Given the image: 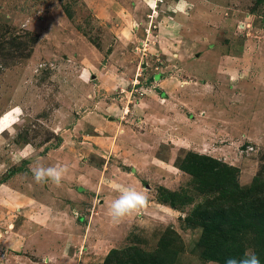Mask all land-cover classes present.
Masks as SVG:
<instances>
[{"label": "rangeland", "instance_id": "obj_1", "mask_svg": "<svg viewBox=\"0 0 264 264\" xmlns=\"http://www.w3.org/2000/svg\"><path fill=\"white\" fill-rule=\"evenodd\" d=\"M0 121V264H224V232L264 264L244 220L264 190V0H0ZM189 153L257 185L250 210H228L223 169L182 170ZM38 164L68 170L37 184ZM116 184L149 207L113 222Z\"/></svg>", "mask_w": 264, "mask_h": 264}, {"label": "trees", "instance_id": "obj_2", "mask_svg": "<svg viewBox=\"0 0 264 264\" xmlns=\"http://www.w3.org/2000/svg\"><path fill=\"white\" fill-rule=\"evenodd\" d=\"M185 158L186 159L183 161L181 169L192 176H200L202 179L201 182L205 185L212 184L214 186L217 183V181H215V177L218 174V171L223 169V178L219 181V187L220 189L223 187L224 198L227 203L228 210L232 211L235 217H238L240 212L247 213L250 210L248 208V205L251 207V204H249L251 202L249 194L257 188V185L254 188L238 187L237 184L233 182L234 170L232 168H228L224 163H218L209 157H200L189 153ZM180 162L181 161H179L178 164ZM260 192V195H258L257 199H255L257 206L259 205L257 213L259 214L258 218H260V220L257 219V222L254 224L252 217L249 215H246L244 220H246L247 227L252 232L254 231L256 236L261 239L259 240L260 243L264 246V190H261ZM240 203L243 205L239 206L238 204ZM225 233L226 237L221 241L219 240L218 234H216L213 235V239L209 243L210 249H213V251H215L214 253L219 255L220 258H223V262H225V260L229 257H233V255H227L228 251L229 253L232 252L233 243L229 242L228 232H224V234ZM226 238L227 241L225 240ZM206 240V238L202 240L203 243H206ZM216 247H218L217 252L214 249Z\"/></svg>", "mask_w": 264, "mask_h": 264}, {"label": "clouds", "instance_id": "obj_3", "mask_svg": "<svg viewBox=\"0 0 264 264\" xmlns=\"http://www.w3.org/2000/svg\"><path fill=\"white\" fill-rule=\"evenodd\" d=\"M15 112L19 115L21 109L16 108ZM0 131H3V129L0 128ZM67 170V166L65 165L45 167L42 164H38L32 169V176L37 184L51 181L53 184L59 186ZM115 189L119 195L112 201L108 210V215L113 222L118 223L128 216L141 213L150 205L147 190L137 191L135 188L120 184H116ZM207 264H219V262L209 260ZM224 264H261V260L255 251L248 250L240 257H229L225 260Z\"/></svg>", "mask_w": 264, "mask_h": 264}, {"label": "crops", "instance_id": "obj_4", "mask_svg": "<svg viewBox=\"0 0 264 264\" xmlns=\"http://www.w3.org/2000/svg\"><path fill=\"white\" fill-rule=\"evenodd\" d=\"M137 82V81H136ZM158 86H160V88H162V90H164V92H169L171 89H169L170 88V86L168 85V84H166V83H164V82H159L158 84H157ZM169 86V87H168ZM169 89V90H168ZM175 90V89H174ZM171 104H173V103H171ZM138 105H139V107L140 106H145V105H147L146 104V102L144 103L143 102V100H140V101H138V102H135V104L133 105L134 106V110H135V108H137L138 107ZM131 107V106H130ZM129 107V105H127V112H129V110L131 109ZM143 107H141V111H142V113H143V115L145 114L144 112H145V110H143L142 109ZM151 108V107H150ZM146 111H148L149 113H151L152 111L150 110V109H147ZM148 115H150V114H148ZM151 116V115H150ZM146 117H147V115L144 117V118H139V122H145L146 121ZM153 117V116H152ZM170 118V122L171 123H173V121H174V126L172 127V131H174V133L173 134H177V132L178 133H180L181 131H177V129H180V127H178V125L175 123V119H173V118H171V116H169ZM143 119V120H142ZM165 120H162V122H164ZM96 125H98V121H97V119L95 120V122H93V124L92 123H89L88 124V126L90 127H92L93 128V130H95L96 132H97V127H95ZM158 129H159V127H158ZM90 137H92V139H89V141L88 142H91L90 143V145H92V146H94V147H97L96 149H98V151L101 153V151H103V152H105L106 151V149H107V144H108V146H109V143H108V141H105V140H102L99 136H90ZM119 136L117 135L115 138H118ZM157 137V136H156ZM91 140V141H90ZM174 140V139H173ZM87 144H89V143H87ZM100 155V154H99ZM101 156V158H104V155H100ZM15 230L14 229H12V230H10V231H7V233L6 234H8L7 236V238H6V241H5V245L8 247L7 249H9V251H11V250H13L16 246H18V245H20L21 244V239L20 238H17L16 236H15V232H14ZM4 241V240H3ZM9 253H12V252H9Z\"/></svg>", "mask_w": 264, "mask_h": 264}, {"label": "snow or ice", "instance_id": "obj_5", "mask_svg": "<svg viewBox=\"0 0 264 264\" xmlns=\"http://www.w3.org/2000/svg\"><path fill=\"white\" fill-rule=\"evenodd\" d=\"M3 125V121H0V126H2Z\"/></svg>", "mask_w": 264, "mask_h": 264}]
</instances>
